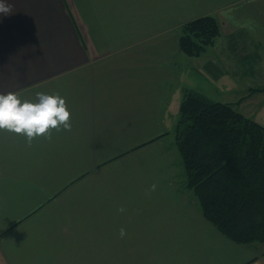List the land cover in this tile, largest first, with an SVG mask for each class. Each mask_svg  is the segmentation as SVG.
<instances>
[{"label": "crops", "instance_id": "obj_1", "mask_svg": "<svg viewBox=\"0 0 264 264\" xmlns=\"http://www.w3.org/2000/svg\"><path fill=\"white\" fill-rule=\"evenodd\" d=\"M7 3L0 93L58 92L72 128L0 131V264H264V242L203 216L174 139L186 91L253 95L237 87L264 66V0ZM204 15L220 34L188 56L180 27Z\"/></svg>", "mask_w": 264, "mask_h": 264}, {"label": "trees", "instance_id": "obj_2", "mask_svg": "<svg viewBox=\"0 0 264 264\" xmlns=\"http://www.w3.org/2000/svg\"><path fill=\"white\" fill-rule=\"evenodd\" d=\"M219 34L216 17L194 18L180 27L179 49L199 56ZM174 139L186 187L206 220L235 243L264 242V125L188 90Z\"/></svg>", "mask_w": 264, "mask_h": 264}, {"label": "clouds", "instance_id": "obj_3", "mask_svg": "<svg viewBox=\"0 0 264 264\" xmlns=\"http://www.w3.org/2000/svg\"><path fill=\"white\" fill-rule=\"evenodd\" d=\"M11 12V4L0 0V16ZM71 128V111L66 98L58 92H37L34 99L22 98L12 91L0 93V131L23 135L29 146L35 138L51 139L53 131H71ZM119 211L123 212V207ZM125 235L126 230L121 228V238Z\"/></svg>", "mask_w": 264, "mask_h": 264}, {"label": "rangeland", "instance_id": "obj_4", "mask_svg": "<svg viewBox=\"0 0 264 264\" xmlns=\"http://www.w3.org/2000/svg\"><path fill=\"white\" fill-rule=\"evenodd\" d=\"M252 74L253 77L249 78V80L248 78H244L243 80L244 84L237 87L240 89V91L237 92L244 94L246 92L245 91V85H246L249 88L247 89V91L250 94L253 93L252 96H249L248 98L244 97L242 101L239 102L238 97L230 93L229 86L227 87L217 86V88L220 89V91L218 90V92L217 91L215 92L212 89L208 97L211 98L212 100L221 101V102H224V100H228V103L234 106V108L237 111H240L247 117H250L255 121H257L258 123L264 125V66L262 69L260 68L259 72H257V70L254 68ZM182 173H184L183 170Z\"/></svg>", "mask_w": 264, "mask_h": 264}]
</instances>
